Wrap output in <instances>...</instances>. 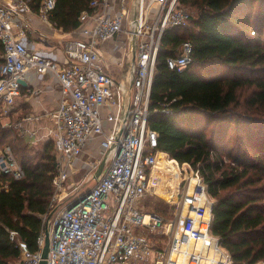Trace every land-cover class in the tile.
<instances>
[{
	"label": "built area",
	"instance_id": "1",
	"mask_svg": "<svg viewBox=\"0 0 264 264\" xmlns=\"http://www.w3.org/2000/svg\"><path fill=\"white\" fill-rule=\"evenodd\" d=\"M56 2L43 0L34 12L29 0H0V115L11 113L29 69L55 76L61 89L57 107L47 114L51 126L46 141L53 142L57 165L54 191L41 215L37 249L10 231L19 250L13 264H40L47 228V264H264L233 260L212 231L213 198L201 171L160 150L158 132L149 126L162 36L169 27L189 24L190 7L181 0H91L90 9L78 17L79 25L68 32L64 58L55 60L39 53L29 38L38 30L34 14L39 22H49ZM110 41L114 43L108 46ZM192 50V42L184 40L167 57L168 67L185 68ZM113 62L126 64L125 77L116 76ZM40 117L32 114L25 120ZM11 125L23 129L21 121ZM159 152L175 179L173 218L144 206L147 195H159ZM105 155V171L96 180ZM0 173L9 179L25 175L10 144L0 149ZM9 179L0 183V191L10 188ZM91 179L90 189L73 198ZM158 233L168 236L164 245L151 238Z\"/></svg>",
	"mask_w": 264,
	"mask_h": 264
},
{
	"label": "trees",
	"instance_id": "2",
	"mask_svg": "<svg viewBox=\"0 0 264 264\" xmlns=\"http://www.w3.org/2000/svg\"><path fill=\"white\" fill-rule=\"evenodd\" d=\"M42 1L29 0L34 12ZM90 1L57 0L49 20L71 31ZM181 1L198 13L187 26L169 27L162 36L149 126L158 132L160 150L201 171L213 198L212 231L233 260L264 261V0ZM184 40L193 44L191 62L181 70L169 68L167 57ZM7 144L25 175L9 179L0 173V183L10 180V188L0 191V264L19 256L11 230L38 248L57 168L52 140L34 156L27 151L34 145L0 123V146ZM158 155L156 174L174 177L165 154Z\"/></svg>",
	"mask_w": 264,
	"mask_h": 264
},
{
	"label": "crops",
	"instance_id": "3",
	"mask_svg": "<svg viewBox=\"0 0 264 264\" xmlns=\"http://www.w3.org/2000/svg\"><path fill=\"white\" fill-rule=\"evenodd\" d=\"M34 17L38 30L31 35L32 37L30 36V45L43 55L55 60L63 59L69 31L54 26L50 21L46 23L39 22L36 14H34ZM122 38L124 39V36ZM113 43L114 41H110L107 45L110 46ZM121 52L126 51L121 50ZM22 80L25 81V84H22L21 92L12 106L11 113L4 117L0 115L1 126L13 127L20 135L19 137L31 145L46 143V137L49 136L48 130L51 126L47 114L57 107L61 98L58 79L55 76L41 75L35 70L29 69ZM32 114L41 117L39 120H25V117ZM19 121L23 124V129L20 130L14 125L10 126V123L13 124Z\"/></svg>",
	"mask_w": 264,
	"mask_h": 264
},
{
	"label": "rangeland",
	"instance_id": "4",
	"mask_svg": "<svg viewBox=\"0 0 264 264\" xmlns=\"http://www.w3.org/2000/svg\"><path fill=\"white\" fill-rule=\"evenodd\" d=\"M191 10L192 16L196 15L198 13V9L196 6L194 5H188ZM158 12V10H157ZM45 23V22H44ZM35 32L31 33V35H33ZM257 35V34H256ZM32 37V36H31ZM1 50H0V56H1ZM126 65V64H125ZM125 65L123 67L117 65L115 62L112 63V70L113 72L116 74L117 77L119 78H123L125 77V73H126V67ZM16 135L20 136L18 134V132L16 131ZM233 135V139L232 138ZM236 135V132L234 131L232 134L230 133V136L228 137L229 140H234ZM232 142V141H231ZM45 143H37L34 144L33 147H30L27 149L28 153L30 152V154L32 155H36V150L40 149L43 147ZM23 145L21 143L18 144V146ZM2 147V146H0ZM33 148V149H32ZM159 158V155H158ZM80 173H78L77 175L73 176V180L77 179L80 177ZM70 179V181L72 180ZM162 182H165V184H167V187L165 185V188L159 193V195L155 194V195H147V197L144 200V206L148 209V210H152V211H156L159 214H161L162 216L166 217V218H173L174 217V211H175V206L172 205V203H170L173 200V195H174V183H175V179L174 177L171 178H163L161 177ZM94 180L91 179L87 182H85L79 189L78 192L73 194V198H77L79 196V194L86 192L88 189H90V187L93 185ZM168 183H171V185H168ZM68 202V199L64 200L61 202V204L59 205V207L61 208L62 206H64L66 203ZM151 238L159 243L160 245H164L166 241H168V236H160V234L158 233L156 236ZM18 258L11 260V262H9L8 264H13L16 262Z\"/></svg>",
	"mask_w": 264,
	"mask_h": 264
},
{
	"label": "water",
	"instance_id": "5",
	"mask_svg": "<svg viewBox=\"0 0 264 264\" xmlns=\"http://www.w3.org/2000/svg\"><path fill=\"white\" fill-rule=\"evenodd\" d=\"M22 84H25L24 80H21ZM106 161H107V155L104 156V158L102 159L99 167L97 168L96 172H95V179L98 180L101 176V174L105 171V166H106ZM71 207V205L69 206ZM46 237H45V245L43 246L42 249V260L40 262V264H47V257L49 254V250H50V245H51V240H50V230L49 228L46 229Z\"/></svg>",
	"mask_w": 264,
	"mask_h": 264
},
{
	"label": "bare ground",
	"instance_id": "6",
	"mask_svg": "<svg viewBox=\"0 0 264 264\" xmlns=\"http://www.w3.org/2000/svg\"><path fill=\"white\" fill-rule=\"evenodd\" d=\"M158 159V158H157ZM158 161V160H157ZM156 177H158L157 185H156V192L159 194L164 188H165V182H162L161 177L156 174Z\"/></svg>",
	"mask_w": 264,
	"mask_h": 264
}]
</instances>
